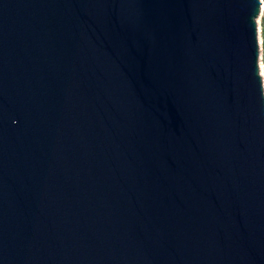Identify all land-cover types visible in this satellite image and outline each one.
Listing matches in <instances>:
<instances>
[{
    "label": "water",
    "instance_id": "obj_1",
    "mask_svg": "<svg viewBox=\"0 0 264 264\" xmlns=\"http://www.w3.org/2000/svg\"><path fill=\"white\" fill-rule=\"evenodd\" d=\"M261 0H0V264H264Z\"/></svg>",
    "mask_w": 264,
    "mask_h": 264
},
{
    "label": "rangeland",
    "instance_id": "obj_2",
    "mask_svg": "<svg viewBox=\"0 0 264 264\" xmlns=\"http://www.w3.org/2000/svg\"><path fill=\"white\" fill-rule=\"evenodd\" d=\"M262 7L260 15L258 16L257 23V31H258V45H259V67L262 75V79L264 82V50H263V40H264V30H263V17H264V0H261Z\"/></svg>",
    "mask_w": 264,
    "mask_h": 264
},
{
    "label": "trees",
    "instance_id": "obj_3",
    "mask_svg": "<svg viewBox=\"0 0 264 264\" xmlns=\"http://www.w3.org/2000/svg\"><path fill=\"white\" fill-rule=\"evenodd\" d=\"M263 30H264V17H263ZM263 43H264V40H263ZM263 50H264V44H263Z\"/></svg>",
    "mask_w": 264,
    "mask_h": 264
}]
</instances>
